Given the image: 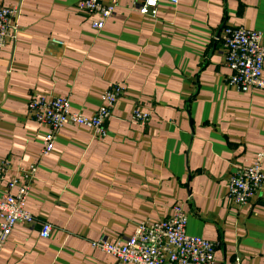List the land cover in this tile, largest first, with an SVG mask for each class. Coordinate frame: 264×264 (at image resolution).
Returning <instances> with one entry per match:
<instances>
[{"label": "crops", "instance_id": "crops-1", "mask_svg": "<svg viewBox=\"0 0 264 264\" xmlns=\"http://www.w3.org/2000/svg\"><path fill=\"white\" fill-rule=\"evenodd\" d=\"M141 1L119 0L96 29L78 0H0L17 5L18 26L0 47V160L11 162L0 196L37 164L25 203L35 221L15 226L0 264H117L93 242L128 237L175 204L189 233L215 243L214 264H264V184L245 204L228 191L230 175L264 145V89L229 83L217 37L244 25L264 42V0H160L155 15L141 13ZM114 82L125 92L106 133L68 124L43 154L46 127L30 98L66 96L92 114ZM135 108L149 118L136 120Z\"/></svg>", "mask_w": 264, "mask_h": 264}, {"label": "built area", "instance_id": "built-area-1", "mask_svg": "<svg viewBox=\"0 0 264 264\" xmlns=\"http://www.w3.org/2000/svg\"><path fill=\"white\" fill-rule=\"evenodd\" d=\"M160 0H142L138 9L141 13L155 15ZM180 0H169L177 4ZM119 0H78L80 9L96 14L92 26L102 29L107 19L114 14ZM17 5L0 3V47L16 38L18 26L15 21ZM224 46L225 62L233 69L229 83L242 89L257 87L264 89V42L262 32L244 25H225L217 36ZM125 92L121 82H114L102 91V103L92 114H84L72 109L71 101L66 96H38L30 98L29 110L34 118L46 128L43 135L42 153L54 149L59 130L68 124L89 127L96 134L104 135L107 131L106 120L116 101ZM149 111L135 108L134 118L145 122ZM264 145L254 155L251 163L243 164L229 177L228 191L238 204L247 203L264 184ZM11 162L7 158L0 160V176L5 179ZM37 164L32 163L23 169L22 179L12 175L7 184V191L0 196V253L12 234L15 226L24 222L33 224V214L25 207L31 195L32 182ZM188 217L181 204L171 208L168 217L161 220H142L135 232L111 242L101 238L93 242V247L112 254L117 264H214L215 243L211 240L191 234L187 230ZM52 225L44 222L40 235L48 238Z\"/></svg>", "mask_w": 264, "mask_h": 264}]
</instances>
